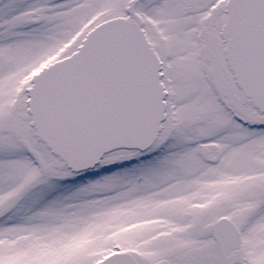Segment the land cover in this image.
Instances as JSON below:
<instances>
[{
    "label": "snow or ice",
    "instance_id": "snow-or-ice-1",
    "mask_svg": "<svg viewBox=\"0 0 264 264\" xmlns=\"http://www.w3.org/2000/svg\"><path fill=\"white\" fill-rule=\"evenodd\" d=\"M0 264H264V0H0Z\"/></svg>",
    "mask_w": 264,
    "mask_h": 264
},
{
    "label": "rangeland",
    "instance_id": "rangeland-1",
    "mask_svg": "<svg viewBox=\"0 0 264 264\" xmlns=\"http://www.w3.org/2000/svg\"><path fill=\"white\" fill-rule=\"evenodd\" d=\"M90 178L95 179L96 177L95 175H92ZM58 183L60 186L54 192L51 193V196H57L61 194H64V195L70 194L79 185V180L76 178H70L69 180L59 181ZM136 211H139V209L130 210L128 214L133 215L135 214ZM145 211H147V209H145Z\"/></svg>",
    "mask_w": 264,
    "mask_h": 264
}]
</instances>
